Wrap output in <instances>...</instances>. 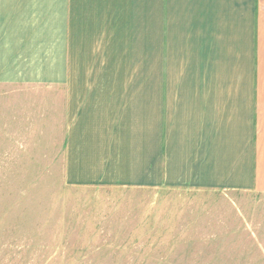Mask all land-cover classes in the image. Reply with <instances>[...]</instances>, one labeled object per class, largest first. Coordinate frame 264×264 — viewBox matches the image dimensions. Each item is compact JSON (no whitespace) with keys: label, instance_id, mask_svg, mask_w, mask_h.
<instances>
[{"label":"crops","instance_id":"1","mask_svg":"<svg viewBox=\"0 0 264 264\" xmlns=\"http://www.w3.org/2000/svg\"><path fill=\"white\" fill-rule=\"evenodd\" d=\"M20 92L58 101L70 181L125 176L119 149L157 185L264 194V0H0Z\"/></svg>","mask_w":264,"mask_h":264},{"label":"rangeland","instance_id":"2","mask_svg":"<svg viewBox=\"0 0 264 264\" xmlns=\"http://www.w3.org/2000/svg\"><path fill=\"white\" fill-rule=\"evenodd\" d=\"M31 95L0 100V264H264V194L157 185L119 149L125 176L70 181L58 101Z\"/></svg>","mask_w":264,"mask_h":264}]
</instances>
